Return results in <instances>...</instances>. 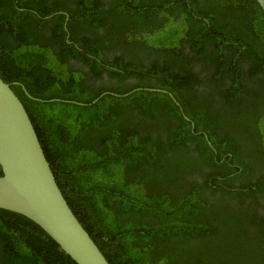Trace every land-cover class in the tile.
<instances>
[{
	"label": "trees",
	"instance_id": "trees-1",
	"mask_svg": "<svg viewBox=\"0 0 264 264\" xmlns=\"http://www.w3.org/2000/svg\"><path fill=\"white\" fill-rule=\"evenodd\" d=\"M128 1L140 13L128 10ZM107 2L135 20L138 47L162 58L147 63L134 56L127 61L116 57L113 63L102 59L123 71L111 68L108 76L119 82L133 76L147 80L143 88L163 89L173 99L138 91L132 99L106 95L93 103L100 89L95 93L81 86L80 79L72 81L75 71L66 66L67 58L61 59L64 74L50 72L49 56L40 55L35 44L29 52L32 42L26 31L8 21L18 13L13 0H0V78L22 83L35 99H59L33 102L21 88L12 87L27 104L68 205L110 264H264V214H259L264 211L261 8L255 0ZM23 3L41 17L56 14L53 22L40 23L51 28L57 44L64 12L72 30L78 24L93 30L107 25L101 0ZM33 36L38 40L43 35ZM184 45L192 57L183 52ZM62 49L58 52L64 57L69 50ZM82 60L100 74L95 61ZM112 88L126 91L124 84ZM256 98L261 106H249ZM80 102L86 105L76 104ZM31 103L48 111L33 118L34 111L27 109ZM243 109L245 117L239 114ZM193 175L200 182L192 181ZM0 264L75 263L30 220L0 209Z\"/></svg>",
	"mask_w": 264,
	"mask_h": 264
},
{
	"label": "water",
	"instance_id": "water-1",
	"mask_svg": "<svg viewBox=\"0 0 264 264\" xmlns=\"http://www.w3.org/2000/svg\"><path fill=\"white\" fill-rule=\"evenodd\" d=\"M255 1L264 14V0ZM0 171L1 210L30 220L75 264H110L68 205L25 106L2 78Z\"/></svg>",
	"mask_w": 264,
	"mask_h": 264
},
{
	"label": "flooded vegetation",
	"instance_id": "flooded-vegetation-1",
	"mask_svg": "<svg viewBox=\"0 0 264 264\" xmlns=\"http://www.w3.org/2000/svg\"><path fill=\"white\" fill-rule=\"evenodd\" d=\"M101 1L103 3L102 10H101L102 14L104 15L103 22L107 21V25L100 26L97 29L93 30V29H90V26L86 27L85 25V28H84L82 27L81 24H78V26L77 27L74 26L72 30L71 25L68 23L69 15L64 12L62 14L65 15V18L63 19L61 23L62 25L61 38L58 44L54 43V38L50 36L51 28L50 27L48 28L46 25H43L40 23V19L49 20L56 14H50V15L41 17L32 7H26V4L23 3V0H13L12 4L14 8L17 9L18 13L14 14L16 18L14 17L12 21L11 20H8V21L11 22L13 26L22 27L26 31V33L28 34L27 40H30L32 42V44L29 45L27 48L29 52H31L30 49L32 50L31 47H33V44H35L34 47L40 48L41 50L40 55L47 54L49 56L46 59L48 60V63L50 65V69H51L50 72L56 75H60V74L62 75V72L63 74L65 72L64 71L65 67L71 66L70 71L71 70L75 71V73L71 74L73 76L71 78L72 81L76 79L79 81L80 79L81 82L80 81L79 82L81 86L84 85V88H88L89 90H92V91L95 90V93H98L100 89L101 92L100 94H98V96H96V99L106 96V95H111L115 98L128 97L132 99L133 95H135V93L138 91L162 92L164 94H167L168 97L171 98L172 95H170L163 89H160V88L154 89L151 87L143 88L142 87L144 85L143 83L147 85L146 84L148 82L147 80L141 81L133 76V77H126L123 79V81L119 82L117 81L116 78H111L108 76L109 70L111 68H113L115 71H118V72H123V71L121 70V68H118L115 66L113 67V65L103 63L102 59L104 60L107 59V63H113L116 60V57L122 56V58L125 61H127L133 58L134 56V58H136L137 60L147 63L150 58L156 57L158 56V54L156 55L154 52L144 51L143 49L139 48L140 46L138 47L139 41L137 40V38H134L136 34L135 32H137V29L136 28L134 29L136 22L135 20L132 19L131 16L129 17L128 15H122L118 10L119 8L115 9L113 5L110 6L108 4L107 2L108 0H101ZM19 2H21V4H19ZM126 7L128 8V10H132V11L135 10L136 12L140 13L139 10H136L135 7L132 6L134 9L132 7H129V1L126 4ZM4 13L9 14L10 12L6 10V12ZM111 14L113 17L110 16ZM37 18L39 20H37ZM51 21L53 22L52 19ZM19 31L20 30L16 32L17 33L16 35H18ZM36 33H40L43 36L40 37V39L35 40L33 35H35ZM62 34H64L63 37H62ZM9 42H11V40ZM79 42L80 43L84 42L88 44V45L86 44L85 45L90 46L91 49L98 48L99 53L92 54L84 46H81ZM134 47H138V49ZM58 48H59V51H60V48H63L69 51H67V54L64 57H62L63 53L62 51L59 53ZM63 52H65V50ZM183 52L185 54H188L189 57H192L194 55V53L191 52L190 48L187 45H184ZM36 55H38V53L35 54V56ZM83 56H87L91 60L95 61L98 64V67H99L98 69H100L101 67V70H102L103 67H106L107 70L102 71V72L100 70V74L98 75L95 74L92 71V66L84 63V61L82 60ZM63 58L69 59L66 62V66H64V64L61 62V59ZM157 59L159 60V62H162V58L160 56H158ZM193 69L200 78L203 77V72H201L200 65L196 63L193 64ZM79 72H81L82 74H80ZM9 84H12V87L15 86V87L21 88L23 91V94H25V96L33 102L41 101L45 103H51V102L59 100L57 98H53L50 100H38V99L33 98L28 93V91L25 89L22 83L18 81H13V82H10ZM120 84H124L126 87V91H124V93L116 92L112 88V86L118 87ZM255 86H257V84L255 83L252 84V87H255ZM221 89L223 88L217 87L218 91ZM258 89L261 92V88L258 87ZM217 90H214V92H211V93L216 96ZM13 91L17 95V97L20 99L21 97L18 93L19 90H13ZM198 92H200L199 95H201L202 88H199ZM214 98L215 100H217V97H214ZM22 102H23V105L24 103L25 105H27L26 102L24 101ZM82 103L85 104V102H80L76 104L82 105ZM249 106H252V107L259 106L260 107L261 104H260L259 99L257 98L253 99L251 103L249 104ZM30 107L31 108L28 107L27 109L32 112L34 111V113L36 114V115L33 114L34 115L33 118H41V116H43V114H45L48 111L47 108L42 107L40 109L35 104H32ZM36 108H38L39 110H36ZM180 111H181L180 115L183 116L184 114L181 109ZM244 111L245 110L243 109V111L239 114L245 113ZM236 113L237 115H239L237 111ZM245 115L247 114H243L244 117ZM184 119H187V118L184 116ZM41 122L42 121L36 122V125L38 126V129L40 132L43 131L41 127ZM203 171L206 173V172H209V169L203 168ZM198 176L193 175L191 180L200 182V178ZM231 203L235 204V202H231ZM259 214L261 215L264 214L263 209H259Z\"/></svg>",
	"mask_w": 264,
	"mask_h": 264
},
{
	"label": "rangeland",
	"instance_id": "rangeland-1",
	"mask_svg": "<svg viewBox=\"0 0 264 264\" xmlns=\"http://www.w3.org/2000/svg\"><path fill=\"white\" fill-rule=\"evenodd\" d=\"M263 125H264V123H263ZM107 215H108V213H107V212H104V213H103V216H105V217H106Z\"/></svg>",
	"mask_w": 264,
	"mask_h": 264
}]
</instances>
